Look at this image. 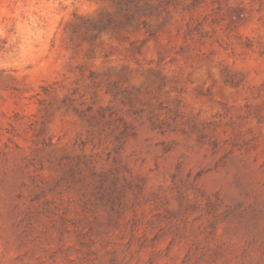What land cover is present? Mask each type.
I'll return each instance as SVG.
<instances>
[{
	"label": "rangeland",
	"instance_id": "obj_1",
	"mask_svg": "<svg viewBox=\"0 0 264 264\" xmlns=\"http://www.w3.org/2000/svg\"><path fill=\"white\" fill-rule=\"evenodd\" d=\"M0 264H264V0H0Z\"/></svg>",
	"mask_w": 264,
	"mask_h": 264
}]
</instances>
